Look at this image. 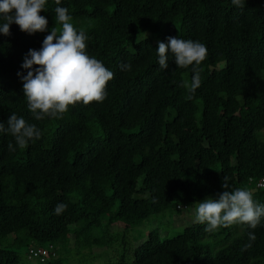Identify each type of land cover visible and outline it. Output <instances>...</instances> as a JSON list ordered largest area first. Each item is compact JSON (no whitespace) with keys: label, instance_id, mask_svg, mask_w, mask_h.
I'll return each instance as SVG.
<instances>
[{"label":"trees","instance_id":"trees-1","mask_svg":"<svg viewBox=\"0 0 264 264\" xmlns=\"http://www.w3.org/2000/svg\"><path fill=\"white\" fill-rule=\"evenodd\" d=\"M60 6L86 33L88 55L114 78L102 103L70 105L60 118L37 121L17 73H27L21 64L28 50H39L53 27L62 28L57 5L46 0L40 12L45 32L28 34L12 23L11 35L0 33V122L7 127L15 113L41 131L24 149L0 133V240L7 241L0 264H62L59 257L31 261L28 248L100 244L107 233L100 227L119 222L128 230L152 214L180 212L225 191L224 177L264 204V187H257L264 181V140L257 137L264 128V0H245L243 10L232 0H61ZM160 31L156 40L144 36ZM170 36L208 50L192 94L184 86L192 66L178 68L171 54L167 69L158 64V44ZM61 202L67 208L56 215ZM205 228L192 222L164 238L152 230L132 249V262L101 264H264V218L256 229ZM249 231L256 239L244 249Z\"/></svg>","mask_w":264,"mask_h":264},{"label":"clouds","instance_id":"clouds-1","mask_svg":"<svg viewBox=\"0 0 264 264\" xmlns=\"http://www.w3.org/2000/svg\"><path fill=\"white\" fill-rule=\"evenodd\" d=\"M54 2L57 5L56 23L61 24L62 28L58 31L53 27L39 50L29 49L21 64V68L26 69L27 73H17L23 81V94L27 99L28 109L37 121L45 117L60 118L70 105L102 103L107 97V83L114 78V73L101 61L88 55L85 43L88 37L83 30L78 31L73 26L68 9L60 6L61 0ZM232 4L241 10L245 8V0H232ZM45 5L46 0H0V18L5 21L0 26V33L11 35L12 23L28 34L45 32L48 21L40 15L42 10L45 11ZM167 41L158 44V64L161 69H167L171 54L178 68L192 66L191 83L184 85L189 94H192L201 85L199 65L207 58L208 50L199 41L171 36ZM33 65L37 67L33 68ZM121 68L130 70L131 65L122 64ZM0 133L11 134L16 146L21 149L26 148L29 141L34 142L41 137V131L35 124H29L15 113L9 116L7 127L0 122ZM7 147L9 151L16 150L11 142ZM222 187L225 191L219 193L218 198L209 197L198 203L193 222L205 224V230L209 232L234 224L256 229L264 218V204L254 200V194L249 189H232L227 177H224ZM66 208L67 205L63 202L58 203L54 213L60 215ZM247 236L248 243L244 245V249L251 248L256 239L253 231H249ZM55 247L57 256V245Z\"/></svg>","mask_w":264,"mask_h":264},{"label":"rangeland","instance_id":"rangeland-1","mask_svg":"<svg viewBox=\"0 0 264 264\" xmlns=\"http://www.w3.org/2000/svg\"><path fill=\"white\" fill-rule=\"evenodd\" d=\"M160 32L145 34L154 40L159 38ZM257 137L264 140V128L257 132ZM213 199L218 198L212 197ZM199 202L189 205L188 208L181 209L180 212L165 211L164 213L152 214L132 225L128 230L116 222L110 226H102L99 231L104 233L105 241L97 245L82 246L73 248L72 242L65 249H59L56 257L62 260V264H101L104 262H116L124 260L132 262V249L142 242L147 234L152 230H158L159 237H170L181 231L186 225L194 221L195 208ZM105 222V221H103ZM102 234V233H101ZM12 235L7 240H11ZM7 241L0 240V248L5 246ZM22 260L25 259L24 249H18Z\"/></svg>","mask_w":264,"mask_h":264},{"label":"built area","instance_id":"built-area-1","mask_svg":"<svg viewBox=\"0 0 264 264\" xmlns=\"http://www.w3.org/2000/svg\"><path fill=\"white\" fill-rule=\"evenodd\" d=\"M257 187H264V181L257 183ZM56 256V247L53 243H48L43 246L29 247L27 257L29 260L45 261L48 257Z\"/></svg>","mask_w":264,"mask_h":264}]
</instances>
